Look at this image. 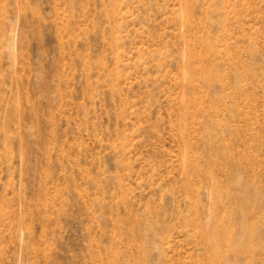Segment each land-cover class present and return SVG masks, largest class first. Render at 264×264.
I'll list each match as a JSON object with an SVG mask.
<instances>
[{
  "label": "rangeland",
  "instance_id": "374dc122",
  "mask_svg": "<svg viewBox=\"0 0 264 264\" xmlns=\"http://www.w3.org/2000/svg\"><path fill=\"white\" fill-rule=\"evenodd\" d=\"M0 264H264V0H0Z\"/></svg>",
  "mask_w": 264,
  "mask_h": 264
},
{
  "label": "bare ground",
  "instance_id": "6f19581e",
  "mask_svg": "<svg viewBox=\"0 0 264 264\" xmlns=\"http://www.w3.org/2000/svg\"><path fill=\"white\" fill-rule=\"evenodd\" d=\"M209 236V242L210 244H215L216 249H215V255H217L218 253H221L222 251L219 250L221 249V243H219L221 240H223L225 237H217L215 234L211 233L208 235ZM231 245L234 247V249H239L238 246L236 245V242H233L232 239H230ZM214 260L216 259L215 256L212 257Z\"/></svg>",
  "mask_w": 264,
  "mask_h": 264
}]
</instances>
